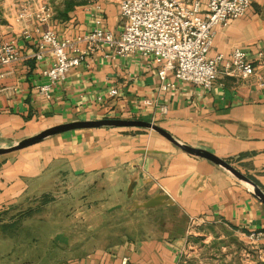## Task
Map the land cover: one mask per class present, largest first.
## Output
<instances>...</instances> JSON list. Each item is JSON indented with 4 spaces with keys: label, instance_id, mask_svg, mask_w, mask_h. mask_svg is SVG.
Returning <instances> with one entry per match:
<instances>
[{
    "label": "crops",
    "instance_id": "0c3cea01",
    "mask_svg": "<svg viewBox=\"0 0 264 264\" xmlns=\"http://www.w3.org/2000/svg\"><path fill=\"white\" fill-rule=\"evenodd\" d=\"M64 1L41 22L43 0L24 6L23 17L22 1L0 0V39L21 55L2 68L0 147L77 120L141 119L217 155L264 191V66L243 76L222 62L210 89L172 76L168 87L151 58L102 45L47 97L39 86L49 83L42 70L52 55L33 56L42 31L63 39L95 27L118 36L126 27L120 0H73L65 14ZM237 48L255 64L264 60V0L215 27L209 56L226 61ZM252 231L263 233L253 245ZM215 243L226 263L264 264V204L251 185L154 131L71 130L0 155V264H204L196 253ZM243 244L256 255L245 260Z\"/></svg>",
    "mask_w": 264,
    "mask_h": 264
},
{
    "label": "built area",
    "instance_id": "2783aa9c",
    "mask_svg": "<svg viewBox=\"0 0 264 264\" xmlns=\"http://www.w3.org/2000/svg\"><path fill=\"white\" fill-rule=\"evenodd\" d=\"M250 3L251 0H207L205 10H202L200 0H120V14L126 20V27L118 36L95 27L83 35L59 39L54 31L45 29L33 56L42 59L48 52L52 55V63L42 70L49 83L40 85L39 91L48 97L53 84L63 80L89 51L102 45L120 56L139 53L151 58L156 64L157 76L168 87L176 85L168 81L172 76L175 81L210 89L222 62L226 73L253 75L257 64L264 66V60L255 64L239 48L234 49L226 61L221 53L209 56L215 27L244 16ZM36 15L39 21L45 22L52 15V8L41 3ZM23 16L26 13L21 14ZM24 35L30 37L28 31H24ZM20 57L14 41L0 39V79L4 76L2 68ZM110 94L116 95L117 90L112 89ZM247 237L253 245L263 233L252 231ZM251 250L248 247L243 251L245 260L252 258ZM257 257L264 262L262 254Z\"/></svg>",
    "mask_w": 264,
    "mask_h": 264
},
{
    "label": "water",
    "instance_id": "95a60500",
    "mask_svg": "<svg viewBox=\"0 0 264 264\" xmlns=\"http://www.w3.org/2000/svg\"><path fill=\"white\" fill-rule=\"evenodd\" d=\"M100 127H139V128H145V129L154 131L160 134L162 137H164L168 141H170L171 143H173L174 145H176L177 147H179L180 149H182L183 151L191 155L207 159L211 161L212 163L222 167L223 169L231 173L233 176H235L237 179H239L243 183L251 185L255 193L257 194V197L259 198V200L264 204V191L254 181H252L249 177H247L245 174H243L233 165L229 164L227 161L211 153L210 151H207L201 148H195L187 144L181 143L173 135H171L168 131H166L162 127L152 122L141 120V119H124V118L106 117V118L95 119V120H77V121L62 123L59 125L49 127L34 136L25 138L15 145H12L9 147H0V155L23 149L25 147L39 143L45 138H48V137H51L57 134H61L67 131L78 130V129L100 128Z\"/></svg>",
    "mask_w": 264,
    "mask_h": 264
},
{
    "label": "rangeland",
    "instance_id": "374dc122",
    "mask_svg": "<svg viewBox=\"0 0 264 264\" xmlns=\"http://www.w3.org/2000/svg\"><path fill=\"white\" fill-rule=\"evenodd\" d=\"M20 1L23 2V5L20 6L21 8L19 10V12L21 14L26 13V9L27 8H25V7L27 5H29V4H37V3L39 5L38 0H20ZM62 1H64V0H62ZM43 3L48 4L52 8V10L53 9H58L59 6L62 4L61 3V0H46L45 2L43 0ZM130 131H137V132H139L140 130H130ZM58 200L59 199H56L55 201H58ZM59 205H61V203L60 204H58V203H54L53 204V206L55 208H57ZM62 205L63 206L66 205L68 207V205L66 203L65 204H62ZM52 216L54 218V222L53 223L55 225H57L58 222L56 220L58 218V214L56 213V215H52ZM210 245H212V246L207 247V249H205L203 252L201 250L200 251L198 250L199 252L196 253L197 256H201V258H202V255H204L208 259L207 263H204V264H228L229 261H228V263H226L225 258H224V255L225 254L224 253H221V251H220L221 248L219 247V245L217 243L210 244ZM249 246H250V244H246V245L243 244V246L241 248H243L244 251H247ZM249 250H250V248H249ZM251 252H252L251 253L252 256H255L256 255L255 253H253L252 250H251ZM231 253L233 254V251L232 250H229L226 255H229ZM242 255H243V252H242ZM236 258H238V260H240L241 256L240 255H239V257L236 256ZM190 264H193V263H190ZM194 264H197V263H194Z\"/></svg>",
    "mask_w": 264,
    "mask_h": 264
},
{
    "label": "trees",
    "instance_id": "16d2710c",
    "mask_svg": "<svg viewBox=\"0 0 264 264\" xmlns=\"http://www.w3.org/2000/svg\"><path fill=\"white\" fill-rule=\"evenodd\" d=\"M74 3H75V1H73V0H65L63 13L65 14L68 10H70L74 6Z\"/></svg>",
    "mask_w": 264,
    "mask_h": 264
}]
</instances>
